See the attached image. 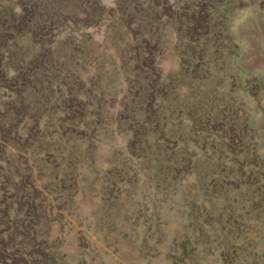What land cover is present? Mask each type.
<instances>
[{
  "label": "rangeland",
  "instance_id": "obj_1",
  "mask_svg": "<svg viewBox=\"0 0 264 264\" xmlns=\"http://www.w3.org/2000/svg\"><path fill=\"white\" fill-rule=\"evenodd\" d=\"M253 32L264 0H0V264H264Z\"/></svg>",
  "mask_w": 264,
  "mask_h": 264
},
{
  "label": "crops",
  "instance_id": "obj_2",
  "mask_svg": "<svg viewBox=\"0 0 264 264\" xmlns=\"http://www.w3.org/2000/svg\"><path fill=\"white\" fill-rule=\"evenodd\" d=\"M251 37V44L246 43L242 47L239 67L243 72L251 75L253 80H255L253 82L259 85L260 90L264 94V33L256 35L253 32ZM261 117H264V115H261Z\"/></svg>",
  "mask_w": 264,
  "mask_h": 264
},
{
  "label": "trees",
  "instance_id": "obj_3",
  "mask_svg": "<svg viewBox=\"0 0 264 264\" xmlns=\"http://www.w3.org/2000/svg\"><path fill=\"white\" fill-rule=\"evenodd\" d=\"M5 210V209H4ZM4 210H2V211H4ZM1 211V210H0ZM6 212H8V211H4V212H2V215L4 214V215H7L6 214ZM10 225V224H9ZM5 228L6 229H9V226H8V228H7V226H5L3 229L5 230ZM7 239H8V237H6V238H4V236H2L1 237V235H0V259L1 260H6V259H10L11 257H12V255H11V248L8 250L7 249V245H8V243H5V242H7ZM5 241V242H4ZM10 245V244H9Z\"/></svg>",
  "mask_w": 264,
  "mask_h": 264
}]
</instances>
